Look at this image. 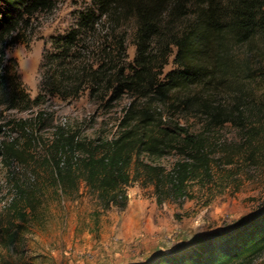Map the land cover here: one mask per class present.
Here are the masks:
<instances>
[{
  "label": "rangeland",
  "instance_id": "374dc122",
  "mask_svg": "<svg viewBox=\"0 0 264 264\" xmlns=\"http://www.w3.org/2000/svg\"><path fill=\"white\" fill-rule=\"evenodd\" d=\"M208 1L191 4L205 7ZM91 5L92 0H56L54 8L32 18L22 41L7 50L4 63L11 75L20 77L32 99L42 95L36 103L12 108L0 92V144L16 142L26 154L12 163L0 156V264L151 263L161 255L199 252L200 240L223 236L264 211V85L256 80L239 87L190 88L182 93L194 96L189 106L154 104L166 119L206 136L209 171H197L182 189L170 179L176 164L186 159L176 152L157 160L163 174L159 183L150 174L133 175L125 208L104 209L83 180L77 191H58L48 157L55 132L62 128L80 132L83 139L112 138L133 100L125 93L107 105L111 93L104 98V89L93 90L86 74L97 67L101 41L93 49L87 48L93 42L79 43L73 51L78 57L62 69L50 59L59 53L54 38L76 28L80 12ZM134 26L132 19L118 31L128 33L127 62L136 55ZM234 51L249 64L260 60L248 46ZM174 58L175 53L165 71L176 67ZM60 78L65 84L53 87L51 82ZM219 102L233 112L234 121L213 126L205 104L216 107ZM15 202L21 210L29 207L24 219L13 211ZM12 232L18 236L14 242L7 236ZM228 264H264V250Z\"/></svg>",
  "mask_w": 264,
  "mask_h": 264
},
{
  "label": "trees",
  "instance_id": "16d2710c",
  "mask_svg": "<svg viewBox=\"0 0 264 264\" xmlns=\"http://www.w3.org/2000/svg\"><path fill=\"white\" fill-rule=\"evenodd\" d=\"M55 1L0 0V92L12 108L36 103L42 94L32 99L20 77L11 75L4 63L7 50L22 41V30L32 18L54 8ZM191 3V0H92V5L80 12L78 26L54 38L59 53L52 54L50 59L58 61L61 69L70 58L78 57L77 51H73L79 43L93 42L87 46L93 49L101 41L97 67L86 72L93 90L101 93L104 89V98L111 93L107 105L125 93L133 98L112 138L83 139L80 132L62 128L55 132L48 157L58 191L68 193L70 188L77 191L83 180L96 191L104 209L125 208L133 175L150 174L159 183L163 174L157 160L170 154L177 152L186 158L170 173V179L180 189L197 171H209L205 133L193 132L178 121L166 119L154 104L169 101L177 108L189 106L194 96L185 97L182 93L193 87L217 84L239 87L250 80L264 85V0H209L205 7ZM132 19L136 55L133 62H127L128 33L125 30L119 35L118 31ZM240 46H248L260 60L249 64L238 57L234 49ZM173 53L176 67L165 71ZM60 79L51 85L59 88L65 84ZM231 91L239 93L238 89ZM218 104L216 107L205 104L212 125L234 121L233 112L227 111L223 103ZM239 105L236 110H240ZM24 155L16 142L0 144V156L7 163ZM28 203L32 205L30 199ZM13 206V211L24 219L22 213L29 207L21 210L16 202ZM5 227L8 229L9 225ZM7 236L11 242L18 239L17 232ZM198 243L199 252L161 255L144 264H228L256 255L264 250V211L256 218L240 222L223 236Z\"/></svg>",
  "mask_w": 264,
  "mask_h": 264
}]
</instances>
